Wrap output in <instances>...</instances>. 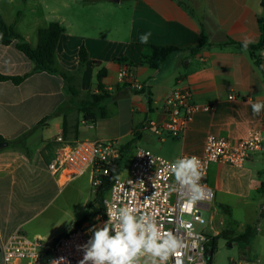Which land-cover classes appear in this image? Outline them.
I'll list each match as a JSON object with an SVG mask.
<instances>
[{
	"label": "crops",
	"instance_id": "0c3cea01",
	"mask_svg": "<svg viewBox=\"0 0 264 264\" xmlns=\"http://www.w3.org/2000/svg\"><path fill=\"white\" fill-rule=\"evenodd\" d=\"M22 1L29 5L30 0ZM36 1L43 4V0ZM183 1L194 11V16L177 0H53L55 20L52 22L64 27L56 50L58 65L66 71H76L80 48L84 46L88 52L89 61L76 82L81 91L78 98L70 96L59 75L35 71V64L16 48L15 42L0 45V73L27 76L19 84L0 81V143L8 142L0 147V249L17 231L36 236L39 228L28 225L29 221L53 206L67 190L69 199L72 196L69 188L76 179L82 180L79 188H89L90 196L84 199L73 223L84 215L93 197V171L63 181L67 175L55 176L47 166L64 145L85 139L114 141L120 146L133 141L134 152L148 148L174 161L181 154H203L209 136L240 141L252 130L264 135V112L254 116L249 103L264 101V58H261L264 47L257 52L261 68L248 51L235 46H212L196 53L187 50L201 42L200 22L210 44L223 43L229 38L259 43L264 36L258 22L264 17L261 0ZM16 2L0 0V13L9 26L36 47L38 30L51 22L26 29L18 21L22 15L12 9ZM112 3L125 5V26L104 24V14L117 11ZM149 32L147 44L181 49L170 55L158 70L140 66L145 44L139 37ZM120 57L138 65L130 73L133 82L126 83L128 86L120 77L122 70L127 71L125 65L116 61ZM94 61L100 62V67H94ZM101 67L107 70L103 79L105 89L112 93L115 88L121 89L105 103L107 117L90 125L83 120L77 104L85 93L94 89ZM176 87H189L199 109L180 137L167 132L157 135L154 126L163 127L170 122L164 102ZM28 133V153L10 144ZM262 182L264 153L251 154L243 167L212 164L207 183L213 190L210 205L213 218L219 219L222 209L232 216V206L243 208L241 217L245 218L244 208L249 201L259 199L260 205L264 202ZM54 209L55 214L64 211L62 207ZM235 215L240 217L238 212ZM224 223L220 222L221 230L228 231ZM233 223L238 230L237 234L230 230L234 237L243 234L247 227L253 228L246 222L233 220ZM256 224L264 247V212ZM219 232L214 229L215 237ZM257 238L254 227L249 244L255 246ZM247 260H264V255L263 259ZM0 264H3L1 253Z\"/></svg>",
	"mask_w": 264,
	"mask_h": 264
},
{
	"label": "built area",
	"instance_id": "2783aa9c",
	"mask_svg": "<svg viewBox=\"0 0 264 264\" xmlns=\"http://www.w3.org/2000/svg\"><path fill=\"white\" fill-rule=\"evenodd\" d=\"M261 58H264V51L261 52ZM120 77L124 82H133L132 76L126 70L120 72ZM198 109L199 106L192 100L191 89L189 87H176L164 102V111L170 117V122L167 126H154V132L157 135L167 132L174 137H180ZM257 152L264 153V135L260 131L252 130L245 139L240 141L209 136L203 154L179 155L196 156L202 165L203 176L200 183L205 188L206 199L197 202L193 206L191 214L185 213V218L191 219L196 232L206 238L203 243L205 264L210 262L211 242L215 238L213 233L205 231L207 220L203 215L204 211H209L213 201V190L207 183L209 169L214 163L243 167L251 154ZM121 156V146L114 141L85 139L61 147L47 166L53 175L61 178L68 175L67 179L82 176L92 170L95 174V183L99 184V175L107 174L108 166L118 161ZM165 162L171 163L172 161L153 153L149 149L138 148L128 173L122 177L117 176L104 199L105 219L98 220L94 225H102L108 218L105 201L115 202L112 201L115 194L122 198V202L126 203L125 195L127 194L128 199H132L133 193H135L136 207L140 208L141 211L150 212L159 209V215L164 217L165 229L172 228L174 225L169 221L180 216L179 205L183 201L180 200L178 193L170 191L174 177L166 171ZM101 166L104 168L102 172L100 171ZM141 180L144 182L143 188L138 183ZM157 192L160 193L159 198L152 201L151 205L145 209V197H151ZM259 210L260 214L264 212V202L261 203ZM196 216L202 218L204 223L201 224L196 221L194 219ZM90 227L89 225L74 227L52 242H45L37 236H30L17 231L1 246L0 253L3 264H19V262H24V264H51L53 259L60 257H66L69 264H78L83 253L77 251L76 246L86 243L91 235L87 231ZM233 263L264 264V260L241 259L233 261Z\"/></svg>",
	"mask_w": 264,
	"mask_h": 264
},
{
	"label": "clouds",
	"instance_id": "9594fccd",
	"mask_svg": "<svg viewBox=\"0 0 264 264\" xmlns=\"http://www.w3.org/2000/svg\"><path fill=\"white\" fill-rule=\"evenodd\" d=\"M150 35V32L141 35L140 42L147 44ZM249 43L250 40L243 41V51H247ZM249 103L254 116L264 112V101ZM165 163L166 171L174 177L170 191L178 193L183 201L179 205L180 216L169 221L174 226L165 229L159 209L150 212L136 207L135 193L132 199L125 195L126 203L114 194L112 201L115 202L105 201L107 220L102 225L91 226L86 243L76 246L77 251L83 253L78 264H205L203 243L206 238L196 232L191 219L185 218V213L191 214L197 202L206 199L205 188L200 183L201 161L196 156H178L171 163ZM138 183L143 188L144 182ZM159 196L157 192L145 197V209ZM194 219L204 223L199 216ZM51 264L69 262L66 257H60Z\"/></svg>",
	"mask_w": 264,
	"mask_h": 264
},
{
	"label": "trees",
	"instance_id": "16d2710c",
	"mask_svg": "<svg viewBox=\"0 0 264 264\" xmlns=\"http://www.w3.org/2000/svg\"><path fill=\"white\" fill-rule=\"evenodd\" d=\"M178 4L191 16H194V11L187 6V4L183 0H177ZM261 6L264 8V0H261ZM260 30L264 33V17L258 19ZM201 27V42L199 45L195 47H190L187 50L196 53L201 51L203 48L218 46H235L238 49H242V43L233 39H227V41L219 44H210L207 40V35L204 29V25L200 22ZM64 32V27L61 26L57 22H51L47 27L40 28L37 32V45L36 47H32L28 41L21 36L19 33L15 31L12 26H9L5 20L3 19L0 13V45L8 46L11 43L15 42L16 48L21 51L26 57H28L35 64V71H44L51 74L59 75L67 85L69 94L71 97L78 98L81 95V91L77 85L78 76L82 73L85 64L89 61V56L86 48L82 46L79 51V66L76 71H66L62 69L57 62L56 58V50L58 47V43L62 33ZM264 47V36H262L261 41L257 44H249L247 51L249 52L251 58L254 60L255 64L261 68V58L258 56L257 52L262 51ZM142 57L140 66H148L151 69H160L163 63L168 59L170 55L175 52L180 51L181 49L173 46H161V45H153V44H145L142 45ZM116 61L127 67V72L130 74L133 72L138 65L131 62L126 57L117 58ZM100 62L94 61V67H100ZM107 75V70L104 67H101L96 76V82L94 84V89L88 91L84 94L82 100H80L77 104L79 111L82 114L83 120L90 125H95L96 121L100 118L107 117V109L105 103L114 98L119 90V88H115L114 95L112 92H109L105 89L103 84V79ZM27 76H6L0 73V81H11L14 84H19ZM126 86H128L124 82ZM28 134L21 136L10 144L16 147H19L24 152L28 153L29 149L27 146V138ZM0 140H2L0 138ZM133 141L129 142L126 145L121 146L122 156L121 158L108 166L107 174L99 175V184H96L95 190V198L90 201L86 206V211L82 218L76 222L77 226L84 221L94 217L96 214L98 217L103 220L105 219V211H104V199L108 194L112 183L117 178V176L121 173V166L123 164V160L125 158V154L131 149ZM101 172L103 171V167L100 168ZM261 192L264 194V182L261 184L260 188ZM218 237L213 238L211 242L212 255L216 250V239ZM253 238V229L251 227H247L245 232L235 239L237 241H244L249 243ZM211 264V261L209 262Z\"/></svg>",
	"mask_w": 264,
	"mask_h": 264
},
{
	"label": "rangeland",
	"instance_id": "374dc122",
	"mask_svg": "<svg viewBox=\"0 0 264 264\" xmlns=\"http://www.w3.org/2000/svg\"><path fill=\"white\" fill-rule=\"evenodd\" d=\"M110 1L112 2L115 0H110ZM53 6H54L53 0H43L42 5L40 2H37L36 0H30L29 5H26L22 0H17L15 6H12V9L13 11H17L18 13H20V15H22L21 18H18V21L20 20L21 21L20 25L24 26L27 29L29 28V26H38V25L47 26L50 22L54 21L55 17L52 12ZM111 6L115 8L117 11H114L113 13L109 11L108 13H105L104 24L108 26H113V24L115 25L118 24L119 26H125V22L127 19L125 5H114L112 3ZM118 8H121V10L119 11ZM6 16L8 18L7 14ZM151 151L157 154L153 150ZM134 155H135L134 149H130L125 154V158L121 166V173L119 174V176L122 177L124 176L125 173H128ZM92 176H93V180H92L93 197L91 201L94 200L95 198V190H96L95 174L93 173ZM81 181L82 180L80 179L78 180L76 179L73 182V184H71L69 189H71L72 196L69 199H67L69 192V190H67L65 194H63L57 199V201L53 206L51 205L48 206V208H46L43 211L44 213L39 214L37 217L32 218L29 221L28 225H34L39 228L38 230L39 233L36 234V236L43 238L45 242H52L54 240H57L59 237H61L65 233V231L67 232L74 227H80L83 225L92 226L98 220H100V218L96 214L94 217L88 219L87 221L82 222L80 226H77L76 223H73L75 219L74 215L76 214V212L77 214L79 213L78 211H80V207L84 199L85 198L88 199V197L90 196L89 188H79V184ZM73 195L74 198H72ZM55 207L64 208L63 213L55 214L54 213ZM259 208H260L259 199H256L253 201H249V204L246 206V208H244L246 212L244 216L245 218L241 217L242 216L241 211L243 208L241 209L238 206H234V207L232 206V210H233L232 216H229L227 210L222 209L220 217L219 219L217 218V220L213 218L214 210L212 207H210L209 211L203 212V215L207 220L205 231L212 232L214 234V229L220 230L219 234L217 235L218 238L216 239V250L213 255L209 256V260L211 261V264H234L233 261H238L241 259H252V260H257L258 258L263 259L264 247L260 237L261 236L260 227L256 226L257 221L260 219ZM236 212L240 213L241 218L235 215ZM223 218H225V220H223ZM233 220H238L239 222H246L253 227L252 228L253 230L255 227L258 236L257 240L254 243L255 246L249 244L251 243L253 238L249 243H246L244 241H237L235 239L237 236L234 237L235 235L232 234L231 231H234L235 234H237L238 230L234 226L235 224L233 223ZM221 221L225 222L223 226L225 227L224 229H229L228 231H222L223 229L221 230L222 228V225L220 224Z\"/></svg>",
	"mask_w": 264,
	"mask_h": 264
},
{
	"label": "water",
	"instance_id": "95a60500",
	"mask_svg": "<svg viewBox=\"0 0 264 264\" xmlns=\"http://www.w3.org/2000/svg\"><path fill=\"white\" fill-rule=\"evenodd\" d=\"M8 145V142H1L0 143V147H2V146H7ZM210 255H212V249L210 250V254H209V256Z\"/></svg>",
	"mask_w": 264,
	"mask_h": 264
},
{
	"label": "bare ground",
	"instance_id": "6f19581e",
	"mask_svg": "<svg viewBox=\"0 0 264 264\" xmlns=\"http://www.w3.org/2000/svg\"><path fill=\"white\" fill-rule=\"evenodd\" d=\"M67 178H68V177H67V176H65V177H64V179H63V181H65Z\"/></svg>",
	"mask_w": 264,
	"mask_h": 264
}]
</instances>
